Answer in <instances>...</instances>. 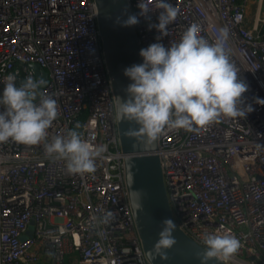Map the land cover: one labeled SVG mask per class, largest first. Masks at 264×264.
I'll return each instance as SVG.
<instances>
[{
  "label": "built area",
  "instance_id": "2783aa9c",
  "mask_svg": "<svg viewBox=\"0 0 264 264\" xmlns=\"http://www.w3.org/2000/svg\"><path fill=\"white\" fill-rule=\"evenodd\" d=\"M127 1L140 49L178 43L193 24L210 43L227 30L224 48L253 111L199 133L165 128L157 153L178 226L203 248V234L227 230L240 241L229 264H264V104L255 102L264 100V0H168L178 15L159 40L149 28L159 22L156 0H145L147 17L140 0ZM96 16L94 0H0V95L9 74L17 86L43 80L41 92L58 103L49 139L76 130L104 148L95 172L81 175L46 158L42 144L0 143V264H151L126 188Z\"/></svg>",
  "mask_w": 264,
  "mask_h": 264
},
{
  "label": "clouds",
  "instance_id": "9594fccd",
  "mask_svg": "<svg viewBox=\"0 0 264 264\" xmlns=\"http://www.w3.org/2000/svg\"><path fill=\"white\" fill-rule=\"evenodd\" d=\"M160 10L155 27L161 33L157 40L167 35V26L173 23L178 9L168 0H156ZM137 7L140 16L151 12L140 0ZM117 23L124 27L139 23L138 16L129 15ZM228 38L226 29L210 43L199 35L198 26L193 24L182 34L178 43L165 47L162 43L142 48L139 55L143 62L124 69L131 83L125 89L126 99L117 96L114 106L115 118L135 122L139 130L129 129L126 133L134 139L133 147L148 145L156 141L165 128L184 129L197 132L222 118L243 119L253 111L246 104L244 94L249 86L238 79V71L230 62L224 48ZM44 81L26 77L16 83L15 74L5 77L3 93L0 95V143L9 141L23 145H41L46 158L65 162L68 174L94 173L96 161L103 158V146H95L82 139L76 130L52 136L48 130L58 116V103L52 95L41 92ZM264 104V100L256 99ZM264 148V145H260ZM133 206L142 210V199L147 195L143 189L131 190ZM114 214L106 212L101 222L114 220ZM162 229L158 241L150 250V256L168 259L166 250L177 243L173 233L177 225L172 219L161 221ZM205 245L200 264L215 259L219 264H229L240 248V241L227 230L202 235Z\"/></svg>",
  "mask_w": 264,
  "mask_h": 264
},
{
  "label": "water",
  "instance_id": "95a60500",
  "mask_svg": "<svg viewBox=\"0 0 264 264\" xmlns=\"http://www.w3.org/2000/svg\"><path fill=\"white\" fill-rule=\"evenodd\" d=\"M97 9V29L106 68L114 95V106L117 96L126 99L125 89L131 81L126 77L124 69L143 62L139 55L140 45L134 26L124 27L117 23L131 14L127 0H94ZM31 69L38 76L37 64L30 63ZM41 75V74H40ZM45 72L43 71L44 76ZM129 129L138 131L135 122L117 120V134L125 170V183L129 196L132 215L143 251L151 264H200L199 256L203 255V247L189 237L177 224L169 202L160 158L157 153L158 140L148 145L133 147L134 139L126 133ZM143 189L147 195L142 199V210L133 206L134 197L131 190ZM172 219L177 225L173 233L177 243L166 250L168 259L157 256L152 259L150 250L159 239L162 229L161 221ZM208 264H219L215 259Z\"/></svg>",
  "mask_w": 264,
  "mask_h": 264
},
{
  "label": "rangeland",
  "instance_id": "374dc122",
  "mask_svg": "<svg viewBox=\"0 0 264 264\" xmlns=\"http://www.w3.org/2000/svg\"><path fill=\"white\" fill-rule=\"evenodd\" d=\"M249 11H250V14L252 15V12H253V5H251V8L249 9ZM250 15V16H251Z\"/></svg>",
  "mask_w": 264,
  "mask_h": 264
}]
</instances>
